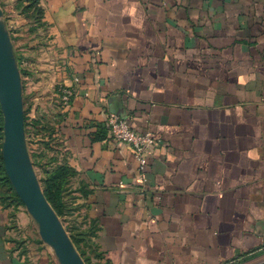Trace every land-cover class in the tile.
<instances>
[{"label":"crops","instance_id":"0c3cea01","mask_svg":"<svg viewBox=\"0 0 264 264\" xmlns=\"http://www.w3.org/2000/svg\"><path fill=\"white\" fill-rule=\"evenodd\" d=\"M36 1L34 34L24 14L7 26L45 52L40 82L74 85L59 136L96 222L90 262L263 256L264 0ZM47 98L53 108L60 93ZM112 112L154 134L143 172L113 139ZM9 195L0 186V264H59Z\"/></svg>","mask_w":264,"mask_h":264},{"label":"rangeland","instance_id":"374dc122","mask_svg":"<svg viewBox=\"0 0 264 264\" xmlns=\"http://www.w3.org/2000/svg\"><path fill=\"white\" fill-rule=\"evenodd\" d=\"M31 2V0H9L7 2L0 0V7L3 10V19L7 23L11 14L14 12L24 14L29 24L28 29L34 34V32H36L35 29L40 25V21L32 16L33 13H31V10L29 11L32 5ZM8 5H12L14 10H6L5 7ZM10 32L12 40H24L22 43L23 46L17 44L14 46V50L22 77L25 135L32 162L43 190L50 196L53 202L51 205L53 208L55 207V211L62 220L76 248L78 247L77 249L84 253V257L89 258L87 253L92 249L91 243L97 231L96 222L90 217L84 204L80 202L81 196L79 194V189L75 186L76 172L72 166L66 162L64 147L59 136V124L62 116L60 100L58 101L57 99L54 102L53 105L55 106L53 108L55 109L47 105V96L53 94L58 95V93H60V85L55 84L54 87L50 88L47 82L43 83L38 80L41 79L42 70L45 69L43 67L44 62H42L45 52L41 50V47L36 48L34 56L21 49L24 47L27 48L30 39L35 37H27V34H23L20 31L17 33L13 28ZM44 58H47V55ZM39 59H41V62H34V60L39 61ZM56 67H58V62H56ZM0 112L2 114L1 107ZM3 139L1 142H3ZM12 192L13 191L9 189V194L14 196ZM13 200L19 208L30 216L31 220L34 222L35 233L42 241L37 225L28 213L23 202L21 201L22 203H20L15 197H13ZM261 255V253H258L255 258L244 260L239 264H255L264 260V255Z\"/></svg>","mask_w":264,"mask_h":264},{"label":"water","instance_id":"95a60500","mask_svg":"<svg viewBox=\"0 0 264 264\" xmlns=\"http://www.w3.org/2000/svg\"><path fill=\"white\" fill-rule=\"evenodd\" d=\"M0 107L4 118L2 156L6 174L42 241L59 264H86L59 215L47 199L25 135L23 85L13 40L0 7ZM255 264H264V260Z\"/></svg>","mask_w":264,"mask_h":264},{"label":"built area","instance_id":"2783aa9c","mask_svg":"<svg viewBox=\"0 0 264 264\" xmlns=\"http://www.w3.org/2000/svg\"><path fill=\"white\" fill-rule=\"evenodd\" d=\"M78 81L79 79L74 77V82ZM59 91L61 104L68 106L75 95L74 85L61 84ZM107 124L114 140L131 146L138 161L139 170L143 172L149 163L148 154L156 141L154 134L151 131L139 132L135 130L127 119L115 112L109 114ZM140 176L144 181L145 177Z\"/></svg>","mask_w":264,"mask_h":264},{"label":"trees","instance_id":"16d2710c","mask_svg":"<svg viewBox=\"0 0 264 264\" xmlns=\"http://www.w3.org/2000/svg\"><path fill=\"white\" fill-rule=\"evenodd\" d=\"M32 5L31 8L29 9V11L31 10V13H33L32 16H34L35 19H38L40 21L41 16H42V9L37 5V1L36 0H31ZM3 139V115L0 112V186L7 188L8 190H12L13 195H9L7 198L11 201V203H14L13 197L17 198V201H19L20 203L21 200L19 199L18 195L16 194V192L14 191L13 187L11 186V182L6 174L5 171V167H4V162H3V156H2V142L1 140ZM45 195L48 198V200L51 202V204H53L52 200L50 199V196L48 195V193L46 191ZM55 208V207H54ZM78 248V247H77ZM79 250V249H78ZM81 256L83 257V259L85 260L86 264H92L90 262V259L88 257H84V253L81 252L79 250ZM257 254L255 255H251V256H247L245 258H243L242 260H240L238 263L239 264L241 262H243L244 260H249L252 258H255Z\"/></svg>","mask_w":264,"mask_h":264}]
</instances>
